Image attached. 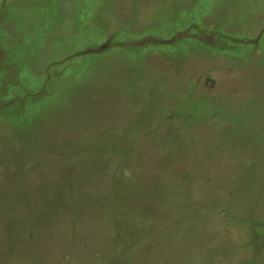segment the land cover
Here are the masks:
<instances>
[{
  "label": "rangeland",
  "instance_id": "374dc122",
  "mask_svg": "<svg viewBox=\"0 0 264 264\" xmlns=\"http://www.w3.org/2000/svg\"><path fill=\"white\" fill-rule=\"evenodd\" d=\"M0 264H264V0H0Z\"/></svg>",
  "mask_w": 264,
  "mask_h": 264
}]
</instances>
